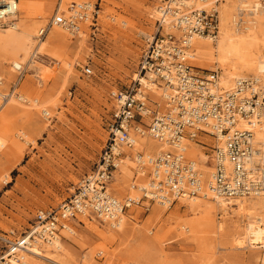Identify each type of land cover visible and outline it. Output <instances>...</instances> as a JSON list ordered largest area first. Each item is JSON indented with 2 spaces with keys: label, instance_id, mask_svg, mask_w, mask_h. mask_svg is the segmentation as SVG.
Segmentation results:
<instances>
[{
  "label": "rangeland",
  "instance_id": "374dc122",
  "mask_svg": "<svg viewBox=\"0 0 264 264\" xmlns=\"http://www.w3.org/2000/svg\"><path fill=\"white\" fill-rule=\"evenodd\" d=\"M89 1L100 7L96 30L89 22L78 35L53 27L38 42V28L47 23L59 0H19L17 29L0 27L3 89L16 77L11 63L27 64L18 92L30 100L12 98L0 110V231L23 232L37 210L55 208L71 195L94 167L107 139L110 91L127 87L136 76L145 37L154 29L151 15L158 0ZM223 2V8L232 9L231 0ZM259 18L264 26V14ZM37 48L36 62L29 63ZM198 63L196 70L222 72L215 52L205 51ZM86 66L90 74L84 73ZM25 135L30 142L24 141ZM149 140L141 143L152 155ZM193 146L198 161L211 165L200 160L203 152ZM125 163L114 183L122 196L130 192L134 173V162ZM229 202L226 210L210 196L180 199L170 207H132L123 231L84 220L76 224L74 235H64L61 249L42 246L41 255L27 258L31 264H264V247L235 240L242 232L234 226L235 201ZM3 249L0 244V252ZM52 251V260L41 257Z\"/></svg>",
  "mask_w": 264,
  "mask_h": 264
},
{
  "label": "built area",
  "instance_id": "2783aa9c",
  "mask_svg": "<svg viewBox=\"0 0 264 264\" xmlns=\"http://www.w3.org/2000/svg\"><path fill=\"white\" fill-rule=\"evenodd\" d=\"M18 1L0 0V26L16 22ZM220 1L197 7L188 0H158L161 15L150 37H145L138 76L127 87L109 93L113 104L107 139L94 167L59 206L37 210L23 232L0 231L4 248L0 264H12L11 257L31 264L24 253L31 247L54 246L66 234L74 235L76 224L84 223L81 218L116 229L132 207L148 210L151 203L170 207L180 199L206 197L209 192L226 201L264 192V70L236 78L225 88L217 69L203 72L190 63L194 39H214L218 34ZM66 7V11L53 13L40 28L39 38L52 25L70 34H77L87 22L97 29V2L70 1ZM13 69L16 77L9 89L18 95L25 69L21 63ZM83 71L92 72L89 66ZM141 77L162 89V103L154 100L151 86L144 85ZM2 81L0 76V85ZM257 133L262 137L257 138ZM146 135L168 149L153 155L134 151L136 138ZM190 143L200 147L204 161L211 163L207 173L201 169L206 164L188 154ZM128 158L134 162V173L130 192L122 196L114 183Z\"/></svg>",
  "mask_w": 264,
  "mask_h": 264
},
{
  "label": "bare ground",
  "instance_id": "6f19581e",
  "mask_svg": "<svg viewBox=\"0 0 264 264\" xmlns=\"http://www.w3.org/2000/svg\"><path fill=\"white\" fill-rule=\"evenodd\" d=\"M71 1L81 2L79 0H71ZM214 1L215 0H205L204 2H201L200 0H188V4H194L197 7H209ZM223 1L224 0H221L218 4L219 24H218L217 36L214 39H210L208 37H196L193 41V47L196 48L194 49V52L189 55V57L192 59L193 65L198 66L199 55H202L203 53H205V51L215 52L216 61L218 62L220 68L222 69V72L219 73V83L223 87L229 88L233 84L236 78H243L249 76L247 74L250 72H253L250 75H258L264 70V39L261 38V36L264 35V26H262V24H259L260 22L259 17L260 15L264 14V0H231L232 9H228L227 7L223 8V6H225ZM226 1H230V0H226ZM69 2L70 1L68 0H59L58 6L55 11H57L58 9L66 11L67 10L66 4H68ZM18 13H19V1H18V12L16 15L13 16L16 17V22H14L13 24H8L7 26H0V27H6L5 29H11V30L17 29ZM152 14L153 15L151 16L154 18V21L156 17L161 15L157 7L153 9ZM237 15L240 17V20L245 22L244 25L245 29H242L240 20L239 21L237 20ZM51 18L53 17L51 16L47 21V23L50 21ZM166 20L168 21L169 18H166ZM41 27L38 28V31L35 35L38 38V42L42 41L43 39V37L39 38L37 36ZM53 27H58L61 30H64L58 25H52L49 28L48 32ZM243 30H246V32H244ZM80 33H83L82 29L77 34H71V35H78ZM150 35L151 34L149 33L147 34L146 37H150ZM208 41H212V42L214 41L215 45L214 46L210 45L211 43ZM37 54H38V48L34 49L30 53L28 62L29 63L36 62ZM20 63L21 62L16 60L13 61V63H11V69L13 72H15L13 69V65L14 64L17 65ZM21 64L23 65L24 69H26L27 64L26 65L24 63ZM135 75L136 76L134 77L136 78L138 74L135 73ZM0 76L2 77V79L5 78L2 73H0ZM141 81L144 85H147L149 87L151 86V90L154 95V100L162 103L163 102L162 89L158 88L156 85H151L145 77H141ZM4 84H5L4 81H2L0 85V88L2 87V91L0 90V99H1L0 110L4 106H6L12 98H16L25 102L30 101L24 95L18 94L19 95L18 96L17 94L11 93L9 87L6 90L3 89ZM5 95H7L6 96L7 99L3 100L5 99L4 98ZM33 101L37 102V99H33ZM42 113L49 114V111L43 108ZM260 137H262V134L257 133V138ZM146 138H150L147 147L148 150L153 149L154 152L152 153V155L154 153H159L161 150L168 149L167 145L161 144L152 137L146 135L144 137L136 138L135 146L133 150L136 151L137 149L141 148L145 152V155H149L147 153L146 147H144L143 143H141V140ZM205 138H207L206 140L209 142L212 140L209 136H205ZM24 141L26 143L30 142L28 136L24 138ZM193 145L194 143H190L188 154L198 159L199 156L197 157L194 154ZM205 159H206L205 155L202 154L200 156V160H205ZM128 161H130L131 163L133 162L131 158H128ZM201 169L204 171V173L210 171V167L208 165H201ZM207 196L215 198L218 205L224 210H226L229 207V205H231V203L229 202L231 200L226 201L225 199L216 196L213 193L209 192ZM186 199H190V198H186ZM233 200L235 201L233 204L236 205L237 208L236 211L238 213L237 216L238 219L235 220L234 226L235 227L239 226L242 232L241 235L236 236L235 240L239 245H242L247 241V243L252 246H255L256 244V247H264V192L260 193L257 196L242 197ZM159 213L161 212L159 211ZM81 220L88 221V219L86 218H81ZM125 220H126V216L124 215L116 229L123 231V226H124L123 224ZM61 244H62V239L57 241V243L54 246H48V248H54L56 250H59L62 248ZM258 244L261 245L257 246ZM41 250L42 249L40 247H31L30 250L27 251V253L23 254V257L24 258L26 257V259L28 260L27 257L29 256L31 257L33 255L35 256L41 255L40 254ZM54 254L55 252L52 251L48 254H43L41 257L48 260H52ZM11 262L12 264H21L17 262L14 257H11Z\"/></svg>",
  "mask_w": 264,
  "mask_h": 264
},
{
  "label": "crops",
  "instance_id": "0c3cea01",
  "mask_svg": "<svg viewBox=\"0 0 264 264\" xmlns=\"http://www.w3.org/2000/svg\"><path fill=\"white\" fill-rule=\"evenodd\" d=\"M63 242V241H62Z\"/></svg>",
  "mask_w": 264,
  "mask_h": 264
}]
</instances>
